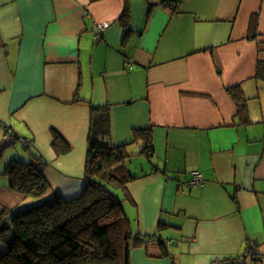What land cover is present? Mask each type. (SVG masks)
<instances>
[{
  "label": "crops",
  "instance_id": "obj_1",
  "mask_svg": "<svg viewBox=\"0 0 264 264\" xmlns=\"http://www.w3.org/2000/svg\"><path fill=\"white\" fill-rule=\"evenodd\" d=\"M253 14L258 36L249 39ZM258 61L264 0H0V215L37 201L10 188L14 159L40 157L65 200L82 192L89 105H108L112 144L132 154L127 167L140 175L116 189L143 240L131 246V264H211L249 242L264 264ZM236 86L243 116L228 93ZM139 131L151 133L150 159ZM54 132L68 144L63 154ZM193 171L203 182L190 187Z\"/></svg>",
  "mask_w": 264,
  "mask_h": 264
},
{
  "label": "trees",
  "instance_id": "obj_2",
  "mask_svg": "<svg viewBox=\"0 0 264 264\" xmlns=\"http://www.w3.org/2000/svg\"><path fill=\"white\" fill-rule=\"evenodd\" d=\"M124 18L125 13L120 21L124 22ZM257 25V14H253L248 25L249 39L258 36ZM263 72L264 62L258 61L256 76ZM228 93L236 103L237 115L243 116L245 104L239 86L228 88ZM89 107L85 186L78 196L65 200L52 190L40 157H34V162L14 159L7 166L10 188L37 201L0 215V240L7 245L0 264H131L130 248L134 241L142 239L132 234L122 200L114 189L125 191L140 175L127 167L132 154L124 146L112 144L110 107ZM136 136L143 140L140 152L150 159V131L136 132ZM67 145L54 132L55 154L68 151ZM162 252L169 255L164 249Z\"/></svg>",
  "mask_w": 264,
  "mask_h": 264
},
{
  "label": "built area",
  "instance_id": "obj_3",
  "mask_svg": "<svg viewBox=\"0 0 264 264\" xmlns=\"http://www.w3.org/2000/svg\"><path fill=\"white\" fill-rule=\"evenodd\" d=\"M108 26L109 25L107 23H102L100 25H97L94 31V39L96 42L100 40V38L102 37L103 31L106 28H108ZM9 133L10 131L7 132V134ZM202 182H203L202 174L199 171L191 172V178L188 182V185L190 187L199 185ZM254 246H255L254 242H249L242 254L214 259L211 262V264H254V261H253Z\"/></svg>",
  "mask_w": 264,
  "mask_h": 264
},
{
  "label": "rangeland",
  "instance_id": "obj_4",
  "mask_svg": "<svg viewBox=\"0 0 264 264\" xmlns=\"http://www.w3.org/2000/svg\"><path fill=\"white\" fill-rule=\"evenodd\" d=\"M22 144H23V143H22ZM17 145L20 146L21 143H17ZM9 149L14 150V148H9ZM17 149H21V150H22V148H17ZM7 151H8V149H7ZM135 162H136V161H135ZM140 162H143V159L137 161V163H140ZM127 164H128V163H127ZM128 168H129V167H128ZM130 168H131V166H130ZM138 169L140 170L141 168L139 167ZM131 172L134 173V174H136V172H134V171H131ZM114 192L117 193L116 195L121 199V197L118 195L119 192H117V190H115V189H114ZM31 198H32V197H31ZM32 199H33V198H32Z\"/></svg>",
  "mask_w": 264,
  "mask_h": 264
}]
</instances>
